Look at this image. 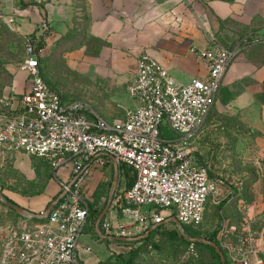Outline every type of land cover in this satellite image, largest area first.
Returning a JSON list of instances; mask_svg holds the SVG:
<instances>
[{
    "label": "built area",
    "instance_id": "obj_1",
    "mask_svg": "<svg viewBox=\"0 0 264 264\" xmlns=\"http://www.w3.org/2000/svg\"><path fill=\"white\" fill-rule=\"evenodd\" d=\"M49 31L50 23L43 20L28 34L22 64L25 90L10 113L0 112V148L45 160L64 195L38 212L0 219V264H79L81 251L91 250L82 241L91 209L81 181L94 166H106L110 159L131 167L136 175L116 199L125 212L149 230L175 223L176 217L188 237L184 227L197 228L204 222L208 203L222 185L221 179L212 178L209 165L199 161L195 139L242 48L218 41L205 49L192 46L190 52L206 62L208 72L186 83L176 81L164 64L143 52L127 86L135 105L123 117L109 120L86 100L65 99L44 79L40 42ZM62 167L69 168L66 179L57 172ZM109 226L106 222L100 230L96 225L98 234L106 238ZM221 244L233 264H264V246L250 229Z\"/></svg>",
    "mask_w": 264,
    "mask_h": 264
},
{
    "label": "rangeland",
    "instance_id": "obj_2",
    "mask_svg": "<svg viewBox=\"0 0 264 264\" xmlns=\"http://www.w3.org/2000/svg\"><path fill=\"white\" fill-rule=\"evenodd\" d=\"M3 1L0 0V112H8V108L15 105V98L22 94L14 89L17 87L15 79L20 77L18 74L27 76V72H22V64L26 59L28 34L22 32L30 31L32 27L27 25L19 29L16 13L8 10ZM83 17L86 18V7ZM78 23L81 30L75 28L64 36H49L41 42L44 52L39 58L40 72L62 92L65 99H83L108 118L121 117L124 108L115 100L116 93L108 90L105 80L80 74L67 64L66 51L85 43H93L92 47L98 44L87 36V23ZM223 44L229 48L239 45L242 48L240 54L245 52L249 58L264 65V33L224 40ZM22 87H25V81ZM258 99L264 102V80L258 86ZM166 134L171 132L166 131ZM196 144L200 150L199 161L209 165L212 178L221 179L222 185L208 203L204 222L188 237L214 238L226 257L221 242L224 239L236 240L237 234L244 229L251 230L259 246H262L259 242L262 239L264 246V132L248 127L235 112L214 106L196 138ZM24 163L31 168L30 173L20 168L19 165ZM57 172L66 179L69 168L62 167ZM118 173L115 188L114 168L107 165L94 166L81 181L84 195L96 215L101 214L110 197L112 203L98 225L102 230L104 223L109 222L107 237L98 234L96 222L89 224L82 241L91 250L84 253L79 264H130V261L131 264H218L216 253L204 241L187 239L180 235L179 227L178 238H172L169 234L175 230L172 222L149 230L140 220L125 212V205L116 199L126 187V175L119 168ZM60 189V180L46 161L23 151L0 148L2 200L24 206L21 197L28 196L32 198L30 207L39 211L55 200ZM47 195L51 199L44 205ZM2 200L0 219L5 222L13 215ZM224 229L227 231L222 234ZM228 230L234 232L228 233ZM131 253H134L133 257H130ZM226 259L227 264H233L228 257Z\"/></svg>",
    "mask_w": 264,
    "mask_h": 264
},
{
    "label": "crops",
    "instance_id": "obj_3",
    "mask_svg": "<svg viewBox=\"0 0 264 264\" xmlns=\"http://www.w3.org/2000/svg\"><path fill=\"white\" fill-rule=\"evenodd\" d=\"M3 5L16 13L19 29L32 27L23 34L34 33L43 20L50 23L46 38L81 30L78 21L86 22L87 36L98 44L92 47L93 43H85L66 51L67 64L80 74L105 80L124 108L121 117L135 105L127 86L143 52L164 64L176 81L186 83L208 72L206 62L190 52L192 46L205 49L212 41L223 44L224 40L264 33V0H4ZM18 75L17 87L13 86L23 93L26 76ZM263 80L264 65L243 52L226 72L215 106L235 112L248 127L264 132V103L258 99ZM195 148L198 156L196 139ZM115 165L113 159L107 163L114 171ZM19 166L31 172L27 163ZM21 198L23 207L38 212L30 207L31 197ZM50 199L48 196L44 205ZM86 235L91 237L88 232ZM259 242L263 247V240ZM84 253L87 251H81L80 260Z\"/></svg>",
    "mask_w": 264,
    "mask_h": 264
},
{
    "label": "trees",
    "instance_id": "obj_4",
    "mask_svg": "<svg viewBox=\"0 0 264 264\" xmlns=\"http://www.w3.org/2000/svg\"><path fill=\"white\" fill-rule=\"evenodd\" d=\"M31 34H33V33H31ZM42 41H44V37H43V39H42ZM41 41V42H42ZM41 42H40V44H41ZM43 76V75H42ZM44 77V76H43ZM26 78H27V76H26ZM26 78H25V84H26ZM44 79L53 87V86H55L54 84H52L51 82H49L45 77H44ZM262 103H264L263 101H262ZM8 112L10 113V111H11V109L10 108H8ZM42 159V158H41ZM45 161V160H44ZM119 169H120V171H122V172H124L125 173V175H126V189L127 188H129L130 186H132V184L134 183V181H135V179H136V175H135V173H134V171L132 170V168L131 167H129V166H127V165H125V164H123V163H120L119 164ZM60 193H61V191H59L57 194H56V196H55V198L56 197H58L59 195H60ZM9 202V201H8ZM9 203H15V202H13V201H10ZM7 205V204H6ZM8 206V205H7ZM8 208L10 209V211L12 212V215L13 216H17V215H19V213L14 209V208H12L11 206H8ZM90 209H91V216H90V219H89V224H91V223H95L96 222V220H97V218L99 217L98 215H96V213H95V210H93L92 209V207H91V205H90ZM174 225H175V223L174 222H172ZM88 224V225H89ZM162 225H166L165 223H162V224H160L159 226H157L154 230H156L157 228H159L160 226H162ZM175 230L173 229V230H171L170 232H169V234H170V236L172 237V238H178V232H179V230L177 229V227H176V225H175ZM184 229H185V232L187 233V235L188 236H191V234H192V232L193 231H195L196 230V228H192V227H189V226H185L184 227ZM97 234V233H96ZM98 235V234H97ZM180 235H183V234H180ZM184 236V235H183ZM182 236V238L183 239H185L184 237ZM209 240H211V241H214V242H216L217 243V241L214 239V238H209ZM218 244V243H217ZM215 253H216V255H217V257L219 258V262H218V264H222V261H221V257H220V255H219V253L216 251V249H215V247H213V246H211V245H208ZM133 255H134V253H131V255H130V257H133ZM227 258V257H226ZM227 260V259H226ZM227 263V262H226ZM130 264H131V261H130Z\"/></svg>",
    "mask_w": 264,
    "mask_h": 264
},
{
    "label": "water",
    "instance_id": "obj_5",
    "mask_svg": "<svg viewBox=\"0 0 264 264\" xmlns=\"http://www.w3.org/2000/svg\"><path fill=\"white\" fill-rule=\"evenodd\" d=\"M118 176H119V173H118V165H115V171H114V176H113V188L116 187V184H117V181H118ZM63 195H64V193H61L60 194V197H62ZM1 196L2 195L0 194V200H2V197ZM111 196H112V194H111ZM2 201L5 202L4 200H2ZM5 203L8 206H11L12 208H14L19 213H32V211H30L29 209H26L25 207H23V206H21L19 204L9 203V202H5ZM111 203H112V197L109 198V200H108L105 208L103 209V211L99 215V217H98V219L96 221L97 227H98L100 221L104 218V216L107 213V211L110 209ZM172 220L175 221L176 225L181 229L180 222L177 220V218L176 217H173ZM181 231L184 234L183 230H181ZM184 236L187 239L191 240V241H204L205 243H207V244L215 247L216 251L219 253V255L221 257L222 264H227L226 263V255H225V253H224V251L221 249V247L216 242L211 241V240H207V239H202L200 237H187L186 235H184Z\"/></svg>",
    "mask_w": 264,
    "mask_h": 264
}]
</instances>
